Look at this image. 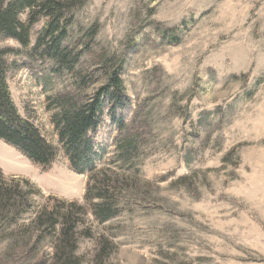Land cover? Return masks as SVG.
Instances as JSON below:
<instances>
[{
  "label": "rangeland",
  "instance_id": "374dc122",
  "mask_svg": "<svg viewBox=\"0 0 264 264\" xmlns=\"http://www.w3.org/2000/svg\"><path fill=\"white\" fill-rule=\"evenodd\" d=\"M74 16L63 41L71 70L35 49L45 19L28 45L0 32L19 113L56 150L44 169L0 139V169L35 188L20 223L54 196L65 201L58 226L78 220L85 263L96 264L99 242L109 240L100 264H264V0H85ZM27 18L21 10L20 22ZM113 69L123 95L103 97L92 149L109 182L137 193L138 205L100 221L87 172L71 165L52 116L62 100L88 105ZM118 120L135 130L126 164ZM10 230L0 232V264H26L20 252L6 259ZM42 249L50 261V239Z\"/></svg>",
  "mask_w": 264,
  "mask_h": 264
},
{
  "label": "trees",
  "instance_id": "16d2710c",
  "mask_svg": "<svg viewBox=\"0 0 264 264\" xmlns=\"http://www.w3.org/2000/svg\"><path fill=\"white\" fill-rule=\"evenodd\" d=\"M6 1L0 0V32L21 44L28 45L29 34L34 24L45 19L35 49L43 48L49 59L69 69L70 61L65 52L67 48L63 47V41L67 38L76 10L85 4V0ZM25 9L28 10V18L25 22H20L19 12ZM8 52L9 49H0V139L17 148L33 163L41 165L44 169L49 168L56 159V150L36 125L19 113L9 85L11 65L5 57ZM108 74L106 84L88 105H78L75 98L62 100L61 110L52 116L58 138L64 145L71 165L79 172H87L86 198L99 200L98 203L92 201L91 203L95 216L100 221L110 219L123 208H131L130 205L134 207L138 205L133 197L137 193L123 194L117 187L118 179L111 184L106 168H101L95 163L93 139L90 133L99 128L104 105L102 99L111 95L108 99L110 103L114 102V97L120 101L123 95L121 72L113 69ZM117 125L120 133H125L119 142V155H122V162L126 164L134 148L136 149L135 136L132 135L135 130L132 128L127 134L129 128L124 127L123 121L118 120ZM31 189L35 188L29 179L5 176L0 169V232L7 226L12 228L7 234L9 238L5 239L7 261L11 255L16 256V253L20 252L22 258L28 255L29 262L26 264H91L85 263L84 257L77 254L79 240L74 230L78 220L73 222L63 219L67 222H62V225L58 226L61 220L55 214V210L56 207L64 205L65 201L49 196L51 202L45 205L42 214L28 224L20 223L23 213L30 205L29 193L26 191ZM122 200L125 202L124 205ZM69 205L74 207L78 204L70 202ZM54 233H56L55 237H53ZM32 234H35L34 238ZM48 239L53 252L51 260L45 261L38 255ZM99 243L101 247L95 252L96 264L102 263L106 249L111 245L109 240H105V243L101 240Z\"/></svg>",
  "mask_w": 264,
  "mask_h": 264
}]
</instances>
